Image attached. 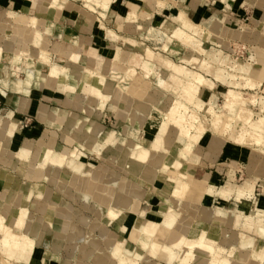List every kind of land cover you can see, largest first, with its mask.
Instances as JSON below:
<instances>
[{
    "label": "crops",
    "instance_id": "1",
    "mask_svg": "<svg viewBox=\"0 0 264 264\" xmlns=\"http://www.w3.org/2000/svg\"><path fill=\"white\" fill-rule=\"evenodd\" d=\"M37 1L0 0V12L10 10L15 14L34 15L44 23V28L48 30L44 32L48 41L46 50L50 53V64L41 63L34 55L26 62L15 60L10 63L4 60V63L0 65V194L4 195V201L13 207H28L31 215L41 217L39 230L42 234L35 239L29 261L19 264H70L75 261L85 263L86 255L91 252L92 246L87 244L86 238L81 241L82 243L75 245L73 237L76 231L72 229L73 226L83 231L84 235L88 231L91 232V238L95 237L94 240L101 250L96 252V256L100 261H104V264H113L114 261L110 257L107 258L110 239L114 246L120 241L121 248L129 253L146 255L147 251L130 239L132 228L142 219V215L145 220H153L151 215L153 206H160L162 209L171 206L158 194L153 172H145L147 166L155 168V164L151 160L141 163L131 159L130 144L146 145L147 140L151 139L155 133V120L159 119V112L145 100L143 102L147 104L142 103V109H137L135 104L130 106V103H136V100L132 101L122 94V91L115 89V86L112 87L114 91L112 89L108 93L104 92L107 98L102 103L98 102L102 106L99 104V107L95 109L88 106L90 94L84 92L81 86L88 80H92L90 82L92 84L95 82L88 77L89 72L94 70L92 62L94 55L110 59L117 51L125 54L139 53L146 60L149 59V62L157 63L152 60V57H148L149 50L154 53L162 52V55L170 59L168 55H171V52L173 56H178L181 55V49L166 42L163 34L159 35V39H155L154 33L150 30L155 25L152 20H157L155 27L160 25L163 27L166 23L171 24L170 30L175 32L179 28L184 29L177 21L180 9L185 10L187 16L194 22L222 16V20H215L206 28L208 35L201 37V43L211 45L207 49L210 58L208 64L211 67L205 75L215 83L214 87L218 84L221 87L247 89L244 86L245 79L238 73L231 72V61L228 56H225L224 51L230 49L228 41L231 39L249 45L261 57L259 69L262 70V75H257V78L259 77V83L264 80V19H262V9L258 7H264V0H256L254 7L244 4L245 0H162L164 1L162 7L155 6L150 0H109L106 10L95 4V10H93L86 5L85 0H58L61 11L56 12L54 17L41 12L38 6H41L43 2ZM130 5L138 7V23L141 24L142 29L125 27L122 17L129 11ZM250 17L254 19L251 20ZM89 18L93 22H89ZM229 20L235 23L230 24ZM58 25L64 28L63 33H67L71 40L61 38L62 32L57 29ZM224 27L238 30L246 37L237 38L234 33L222 34L221 30ZM1 29L2 27H0V43L12 41L20 44L18 48L21 51L29 49L28 42L26 43L16 34ZM258 38H261L262 42L257 41ZM165 42L166 49L163 47ZM71 54L77 58L72 60ZM217 56L222 57L223 60L220 62L215 58ZM50 65L57 66L60 76H49ZM17 66L20 68L17 76L7 73V70ZM219 72L224 76V83L216 75ZM108 80L111 81L112 86L117 85L118 81L130 85V78L128 79L127 76L117 79V82ZM214 87L206 91L208 95L213 93L215 96ZM91 106L94 107V105ZM93 111H95L94 115H92ZM81 113L87 115L85 116L87 121L81 131H77L75 120ZM106 116L112 119L111 126H105L100 122ZM27 117L32 118L33 122L30 127L22 128L20 123ZM130 118L133 119L132 123ZM8 119L15 121V124L10 123L7 127H3L2 123ZM91 121L97 128L102 129V132L95 139L93 137L86 139L88 134L83 132ZM200 146L201 149L197 152L195 149L187 159L176 156L177 167H185L186 172L193 177L207 176L209 182L216 188L228 181L234 185H241L248 181L254 188L252 194H241L232 190L226 199L222 196L205 195L201 201L202 220L212 223L206 217V212L214 213L217 209L233 210L246 215L256 212L264 213V153H253L232 142L216 143L212 138L202 140ZM22 147L29 148V161L19 155L18 151ZM62 150L77 152L79 164L84 161L81 169L83 171L89 169L94 174L92 178L82 171L77 173L74 169L66 167L53 168L51 173L54 172L53 175L59 181L74 189L81 176L82 192L73 190L74 200L72 201L68 196L67 198L59 192L55 193L57 190L50 183L51 177H46L49 161L54 154ZM113 169L115 171L112 172ZM239 172H241L240 181L237 180ZM116 175L123 177L126 181L124 186L127 187L121 192L120 200L131 197L129 190L134 189L140 194L138 212L119 210L118 206L112 204V208L119 213L109 221L105 207L97 205L96 209H93V201L87 192H100L110 180L116 181L114 188L117 190L120 185ZM74 176L76 178L72 182ZM2 202L0 201V206ZM38 202L47 203L46 208L42 204L38 205ZM90 208L93 211H90ZM99 210L101 214H97ZM190 215L194 218L196 213L191 212ZM81 216L89 217L87 226ZM93 225L96 226L94 232L91 231ZM220 226L228 229L231 237L228 244L230 249L232 248L231 251L228 250V254L234 262L237 264L262 263L257 257V251L264 247V233L255 227L248 228L243 223L234 225L232 221L221 223ZM219 234L222 236V231H219ZM248 241H251V249L245 247ZM77 246H83L84 252L79 251L80 249L77 251ZM152 258L157 263L169 264L159 256ZM207 259L206 256L195 253L191 256L184 255L181 261L175 264H205ZM114 264L117 263L114 262Z\"/></svg>",
    "mask_w": 264,
    "mask_h": 264
},
{
    "label": "bare ground",
    "instance_id": "2",
    "mask_svg": "<svg viewBox=\"0 0 264 264\" xmlns=\"http://www.w3.org/2000/svg\"><path fill=\"white\" fill-rule=\"evenodd\" d=\"M40 1H42L43 4L41 3V6H38L39 4L37 6L39 7V10L46 13L47 16L50 15L54 17L56 12L61 11V6L58 5V0ZM88 1L89 3L96 2L97 4L106 7L109 6L107 5L109 0H87V2ZM255 1L256 0H245L244 4L247 3L254 7L256 5ZM150 2L158 7H162L164 3L162 0H150ZM89 3H87V5ZM129 7V11L122 18H128L131 20L130 26L132 28V21L138 22V7L137 5H130ZM258 7L262 9V19H264V7ZM28 16L29 15L26 16L22 13L15 14L10 10L0 12V27H2L5 32H11L18 35L23 41L26 43L28 42L27 46L29 47V49L27 48V50L21 51L18 48L20 47V44L12 41H3L0 43V62L4 60H8L10 63H13L15 60H23L26 62V60L32 59V56L35 55L41 63L50 64V53L46 50L48 41L44 36V32H47L48 30L47 28H44V23H41L36 16ZM252 19L254 18L252 17L251 20ZM215 20H222V16L219 18L210 17L201 22H194L187 16L185 10L180 9L177 14V21L184 26H188L190 32H186L182 28L173 32L170 30L171 24L169 23L164 24L163 27H161V25L155 27L157 26V20H152V23L155 24L153 29L159 31L157 33L155 32V35L157 34L156 37L160 34H164L166 37L165 41L170 42L172 45H179L182 47H184V44L188 46V44L191 43V45H193L191 56H180L179 58L191 68L183 64H176L162 55V52L154 53L152 50H149L150 55L147 54L148 57H152V60L157 62L153 63L149 62V59L146 60L142 54H125L117 51L115 56L110 59H103L94 55V59L92 60L94 63V70L89 72L90 76L88 77H90V79L92 78L95 82L92 84L90 83L92 80L86 79L89 82L87 81L85 85L83 84L81 86V89L84 92L90 94L88 95L90 98L87 101V105L93 109L99 107V104L107 98V95H105L104 92L106 91L108 93L112 91L114 86L115 89L122 91V94L132 101L135 99L136 103L131 102L130 106L135 104L137 109H142V103L148 102L152 105V108L156 110L158 104L170 100L169 105L165 108L164 114H162L159 119L157 118V120H155L156 130L152 138L148 140L146 139L147 142L145 146L140 144H130V156L134 161L141 163H146L150 160L153 161L156 167L149 168V166H147L145 172H153L158 194H160L162 199L168 202L171 207L162 209L160 206H153L151 212L153 220H145L144 215H142V219H140V221H138L132 228L130 239L139 244L142 249L146 250V255L142 253H129L121 248L122 245L120 241L114 246L110 239L107 258L110 257L112 261L114 260L113 264L115 260L118 262L117 264H139L140 261L144 264H160L154 261L152 258L154 256L161 257L169 264H175L181 261V257L184 255L191 256L195 253H199L208 258L205 264H237L231 258L230 254H228V250H232V248L230 249V244H228L231 237L228 233V229L220 226L221 223L232 221L234 225H237L241 222L248 228L255 227L258 228L260 232L264 233V213L256 212L246 215L244 213H236L233 210L217 209L214 213L206 212V217L209 218L212 223L202 220L201 218V214H203L201 211V201L205 195L222 196L226 199V196L232 190L241 194H252L254 188L251 183L245 181L241 185H234L228 181L221 187L216 188L209 182L207 176L202 178L193 177L186 172L185 167L178 168L175 162L176 156L181 159H187L195 149L196 152L200 150V142L206 140L209 135H217L219 138H222L226 142H232L238 147L264 153V95H262L260 100H257V94L255 93L250 94L249 97H245L239 89L222 86L224 104L216 106L211 104V100L214 97L210 94L208 95L206 92L208 88L213 89L215 83L211 82L210 79L202 74H198V71L201 70L204 72L210 71V68L208 67L209 61L207 62V59L203 56L204 54L209 55V53L207 49L204 48L200 38L204 37L206 28ZM91 21L93 22V20L89 18V22ZM57 29L59 30V28ZM59 31L62 32L61 38L71 40V37L67 35V33H63V28ZM107 31L108 33H111L109 30ZM221 31V33L225 35L234 33L237 38L246 37L244 34H240L238 30H232L228 27H224ZM256 40L262 42L261 38ZM166 42L163 47L167 48ZM33 45H36L35 49L32 48ZM253 51L254 49L249 52V55L252 58L250 64L249 62L241 60L232 62V67L235 69L232 68V71L238 73V75L245 79L244 86L248 89H254L259 83V77L257 78V75H262V70L259 69L261 57H259L257 51ZM70 58L75 60L77 56L71 54ZM215 58L219 61L223 60L222 57L217 56ZM125 63H129L130 65V68L127 69V74L128 76L130 75V85H125L122 82L116 81L117 85L113 84L112 86L110 83L111 81L103 75L109 72L113 73L118 69L126 68ZM56 65H50L49 76L53 75L56 77L59 75L60 70H58ZM156 66H159L163 72L160 71L156 76L155 86L153 84L154 82L147 79L145 74H139L136 70L137 68H142L144 72L150 74L153 67ZM10 70L11 74L17 76L20 68L17 66ZM160 74H162V76ZM216 75H218L217 77L220 78L223 83L225 82L224 76L221 72ZM179 83L181 84L179 85ZM72 84L75 85L74 83ZM166 84H173L175 86L172 93H170L171 91L167 92L164 89ZM206 86H208L207 89L204 88ZM143 100L146 102H143ZM203 103H206V108L203 111L204 113L196 109L197 106H200ZM91 105H94V107ZM252 106L256 107V111ZM94 114L95 111H93L92 115ZM254 115L257 116V119L254 118ZM85 116L87 115L83 113L77 115L75 120L77 131H81L84 123H86L87 118ZM255 121L257 123H255ZM132 122L133 119L130 118V123ZM10 123L15 124V121L8 119L2 124L3 127H7ZM101 132L102 129H99V127L97 128L94 122L91 121V123L86 126L83 133L86 135L88 134L86 139H92V137L95 139L101 134ZM27 148L22 147L18 153L21 157L29 161L28 157L30 155V150ZM64 151H66V153ZM64 151H58L59 153L54 154L51 158L47 166L48 172L46 177H51L50 183L57 190L55 193L59 192L65 197L68 196L70 197L69 200L72 201L74 200L73 190L75 192H82L81 176L78 178L74 189L66 185V183L59 181L55 175L51 174L53 168L66 167L74 169L77 173H81L82 171L84 174H89L92 178H94V174L89 169L84 171L81 169V164L84 163V161L79 164L77 161L79 154L77 152ZM113 171L115 170L113 169L112 172ZM75 178L76 176H74L71 181L74 182ZM115 183V180H110L105 187L103 186L100 192H87L93 201V209L95 210L96 206L99 204L100 206L105 207L107 209L106 211H108L112 208V204H115V206H118L119 210H127L137 213L140 194L133 189L129 190V194L131 195L130 198L120 200V197L119 199H115L116 194L125 191L127 188L124 186L126 183H123V186H120L115 192ZM94 195L96 199L95 201L93 198ZM97 196H101L103 199H97ZM4 198L5 196L0 194V201H3L0 206V262L1 264L27 263L32 253L33 246L35 245L36 237H39L42 234L39 230L41 217L31 215L28 207H13L10 203L5 202ZM85 200H87V198H85ZM41 204L46 208L47 203L38 202V205ZM173 207L177 209L175 210ZM93 209L90 208V211H93ZM191 212L196 213L194 218L190 215ZM118 213H113L112 218L108 214L109 221L114 219ZM81 219L87 226L89 217L83 216ZM72 229L76 231L75 236L73 237V241L76 243L75 245L82 243L81 241L86 238L87 244H90L92 249L91 252L87 253L85 263L75 261L70 264H104V261H100L96 256V252H100L101 250L98 243L94 240L95 237L91 238V232L86 230L88 232L84 235L83 231L76 229V227L73 226ZM95 229V225L91 226L92 232H94ZM102 229L105 230L104 228ZM209 230L215 233L211 237L213 240H215V235L219 231H222V236H220V240L216 245H210L205 241L207 231ZM247 243L248 244L245 247L251 249V241H248ZM78 247L79 246H77V248L75 247L77 251L80 249L79 251L84 252L83 246ZM257 257L263 263L264 247L257 251Z\"/></svg>",
    "mask_w": 264,
    "mask_h": 264
},
{
    "label": "rangeland",
    "instance_id": "3",
    "mask_svg": "<svg viewBox=\"0 0 264 264\" xmlns=\"http://www.w3.org/2000/svg\"><path fill=\"white\" fill-rule=\"evenodd\" d=\"M86 1V5H87V3H89V1L87 2V0H85ZM98 1V0H97ZM98 5V6H100L103 10H106L107 9V7L106 6H104V5H101V4H97L96 2H91V3H89L87 6L89 7V8H91V9H93V10H95V5ZM28 17H32L31 15H29ZM155 20V19H154ZM41 23H43L41 20H39ZM122 21L124 22V25H125V27H127V28H131V26H130V21L131 20H129L128 18L127 19H125V18H122ZM230 24L231 23H235V22H233V21H228ZM129 23V24H128ZM132 27H135L136 29H142V26H141V24L140 23H138V22H136V21H132ZM238 23H236V25H237ZM245 24H246V22H245ZM180 25H182L183 26V28H184V30L186 31V32H190V29H189V27L187 28L186 26H184L183 24H181L180 23ZM57 28H59V30L60 29H62L63 27H61L60 25H58L57 26ZM245 28V27H244ZM243 28V29H244ZM247 28V27H246ZM63 30H64V28H63ZM151 30V32H153L154 33V38L156 39H159V36L158 37H156L157 36V34L155 35V32L157 33V32H159L158 30H156V29H150ZM206 35H208V33H207V30H205V37H206ZM164 38L163 39H166V37L164 36V34L162 35ZM250 37V36H249ZM248 39V38H247ZM200 40H201V38H200ZM203 44V46H204V48H206V49H208L211 45L209 44V43H202ZM228 44H229V50H226V51H224V54H225V56H228V58L230 59V64H231V67H232V62H234V61H246V62H249V64H250V62L252 61V58L250 57V55H249V52L250 51H252V49H251V47L249 46V45H247L246 43H242L241 41H239V40H229L228 41ZM247 45V46H246ZM189 46V47H188ZM188 46L187 45H185L184 44V47H182V46H176L177 48L179 47L180 49H181V55H176V56H173V52H171V55H168V57L173 61V62H175L176 64H183V65H186L184 62H182L181 61V59H179L180 58V56H186V57H189V56H191V49H192V46L193 45H191V43L190 44H188ZM35 47H36V45H33L32 46V48L33 49H35ZM246 47H248V48H246ZM164 48H166V47H164ZM249 48H250V50H249ZM254 52V51H253ZM167 55V54H166ZM206 59H207V62H208V60H209V55H206V54H204L203 55ZM178 61V62H177ZM180 62V63H179ZM4 62L2 61V62H0V65H2ZM187 67H189V68H191L190 66H188V65H186ZM209 68L211 67L210 66V64H209V66H208ZM128 68H130V65H129V63L126 65V68H122V69H119V71L118 70H116L115 72H113V73H107L106 75H105V77L106 78H108V79H112L113 81H117V79H119V78H121V77H128V79L130 78V75L128 76V74H127V69ZM233 68V67H232ZM234 69V68H233ZM137 70V72L139 73V74H142V75H146L147 76V79H149V80H152L154 83V86H155V79L157 78L156 76L158 75V73L160 72V71H162L163 72V70H161V68H159L158 66H156V67H153V69L151 70V73L150 74H148V73H146V72H144L143 71V69L142 68H137L136 69ZM235 70V69H234ZM13 71V70H12ZM208 72V71H207ZM207 72H204V71H198V74L200 73V74H202L203 76H205L206 77V73ZM231 72H233V71H231ZM7 73H9V74H11V70H7ZM233 74V73H232ZM20 75V74H19ZM126 75V76H125ZM151 75H152V77H151ZM161 76H162V74H160ZM164 75V74H163ZM166 75V74H165ZM167 76V75H166ZM150 77V78H149ZM207 78V77H206ZM181 83H179V85H180ZM175 86L172 84V85H167L166 84V86H165V90L167 91V92H170V93H172L173 92V88H174ZM204 88H208V86H206V87H204ZM234 88H236V87H234ZM236 89H239L238 87L236 88ZM207 90H210L209 88L207 89ZM239 90H241V92L243 93V95L245 96V97H249L250 96V94H257L256 96H257V100H260L261 99V97H262V95H264V80H261V82L260 83H258L257 84V86L256 87H254V89L253 88H251V89H239ZM214 93H215V96H214V94L212 93V94H210L212 97H214V98H212V100H211V104H213V105H216V106H218V105H223L224 104V98H223V89H222V87H221V85H216L215 87H214ZM169 102H170V100H167L166 102L165 101H163V103H161V104H158L156 107V110L157 109H159V110H157V111H159L160 113H158L159 114V118H160V116H162V114H164V112H165V108L169 105ZM244 105H245V103H244ZM205 108H206V103H203L202 105H200V106H197L196 107V109L198 110V111H200V112H203L204 110H205ZM252 108L256 111V107L255 106H252ZM204 113V112H203ZM210 116H212V115H210ZM254 118L255 119H257V116L256 115H254ZM32 122H33V120H32V118H30V117H27V118H25L23 121H21V123H20V126L22 127V128H27V127H30L31 126V124H32ZM101 123H103L105 126H111L112 125V119L110 118V117H108V116H106V117H103L102 118V120L100 121ZM255 123H257L256 121H255ZM208 138H212V139H214V141L216 142V143H221V142H226L225 140H223L222 138H219V136H217V135H209L206 139H208ZM251 151H253V153L255 152V153H259V152H257V151H255V150H251ZM238 170V169H237ZM60 173H61V171H60ZM118 173V172H117ZM51 174H54V172H52ZM59 174V173H58ZM116 177H118V179H117V181H118V183H119V185L120 186H123V183H126V181L123 179V177H121L120 175H116ZM121 178V179H120ZM240 179H241V172H239L238 173V177H237V180L238 181H240ZM35 183V182H34ZM34 185V184H33ZM34 186H36V185H34ZM33 186V187H34ZM119 186V187H120ZM259 189V188H258ZM112 190H113V187H112ZM114 190H115V188H114ZM115 192H116V190H115ZM121 197V193H119V194H116V197H115V199H119ZM93 198H94V200H96L95 199V195L93 196ZM97 199H103L101 196H97ZM99 205V204H98ZM97 207V206H96ZM96 209V208H95ZM105 210H107L106 208H105ZM179 211H181V210H179ZM107 213L110 215V217L112 218L113 216H112V214L113 213H118V210H114V208H111V209H109L108 211H107ZM97 214H101V211L99 210V211H97ZM95 218V217H94ZM238 223V222H237ZM239 223H241V222H239ZM211 227H214V226H211ZM215 233L214 232H212V231H207V234H206V237H205V241H206V243H208V244H210V245H216L217 243H218V241L220 240V234H219V232L215 235V240H213V239H211V237L214 235ZM115 262L116 263H118L116 260H115ZM263 263H264V261H263ZM139 264H144L142 261H140L139 262Z\"/></svg>",
    "mask_w": 264,
    "mask_h": 264
}]
</instances>
